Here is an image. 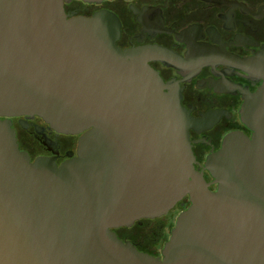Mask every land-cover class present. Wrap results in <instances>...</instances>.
<instances>
[{
    "label": "water",
    "instance_id": "obj_1",
    "mask_svg": "<svg viewBox=\"0 0 264 264\" xmlns=\"http://www.w3.org/2000/svg\"><path fill=\"white\" fill-rule=\"evenodd\" d=\"M64 2L0 0V264H264V85L242 110L252 137H226L208 182L156 49L122 50L114 14L69 18ZM36 116L80 135L77 155L32 161L12 119ZM186 197L162 258L117 235ZM165 222L121 233L154 239Z\"/></svg>",
    "mask_w": 264,
    "mask_h": 264
},
{
    "label": "flooded vegetation",
    "instance_id": "obj_2",
    "mask_svg": "<svg viewBox=\"0 0 264 264\" xmlns=\"http://www.w3.org/2000/svg\"><path fill=\"white\" fill-rule=\"evenodd\" d=\"M64 8L69 18L110 12L120 22L117 45L122 50L156 49L149 65L163 80L165 92L180 97L198 121L190 140L195 168L208 182L212 177L205 170L206 161L226 137L237 132L252 137L242 110L247 96L264 85V0H65ZM12 123L20 149L32 161L55 157L60 165L77 155L80 135L58 133L38 116L16 117ZM190 205L186 197L167 215L116 233L140 251L162 258L178 216ZM160 219L166 222L161 234L154 232V239L121 233Z\"/></svg>",
    "mask_w": 264,
    "mask_h": 264
},
{
    "label": "trees",
    "instance_id": "obj_3",
    "mask_svg": "<svg viewBox=\"0 0 264 264\" xmlns=\"http://www.w3.org/2000/svg\"><path fill=\"white\" fill-rule=\"evenodd\" d=\"M118 233V231H116Z\"/></svg>",
    "mask_w": 264,
    "mask_h": 264
}]
</instances>
